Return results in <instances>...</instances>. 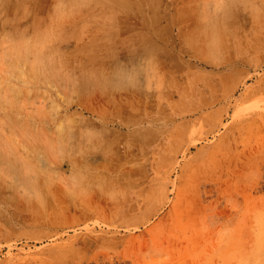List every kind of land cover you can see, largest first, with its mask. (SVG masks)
Here are the masks:
<instances>
[{"label": "rangeland", "instance_id": "obj_1", "mask_svg": "<svg viewBox=\"0 0 264 264\" xmlns=\"http://www.w3.org/2000/svg\"><path fill=\"white\" fill-rule=\"evenodd\" d=\"M0 264H264V0H0Z\"/></svg>", "mask_w": 264, "mask_h": 264}]
</instances>
